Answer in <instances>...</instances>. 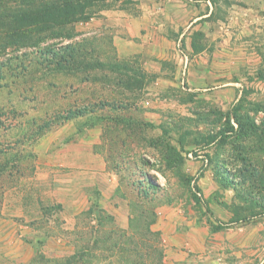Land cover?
Instances as JSON below:
<instances>
[{
	"label": "rangeland",
	"instance_id": "rangeland-1",
	"mask_svg": "<svg viewBox=\"0 0 264 264\" xmlns=\"http://www.w3.org/2000/svg\"><path fill=\"white\" fill-rule=\"evenodd\" d=\"M241 98L263 126L264 0H0V264H264Z\"/></svg>",
	"mask_w": 264,
	"mask_h": 264
},
{
	"label": "trees",
	"instance_id": "trees-1",
	"mask_svg": "<svg viewBox=\"0 0 264 264\" xmlns=\"http://www.w3.org/2000/svg\"><path fill=\"white\" fill-rule=\"evenodd\" d=\"M68 47V46H67ZM66 47V48H67ZM245 101L244 99H238L237 103L233 106L232 108V114L234 118V122L236 124V127L230 126V131L235 132L236 134H239L240 137H246L249 133L251 135L256 134L257 141L251 145L249 148H244L242 153H238L239 157L242 158V155L246 153V163H245V168L246 172H248L251 176L254 175L256 176L259 172L264 173V169L260 168V165H253L255 164V161L250 157L252 152H257V150H263L264 151V125L263 126H258L254 119H250L247 115H240L238 111L241 109L243 103ZM227 114V113H226ZM227 116L230 117V114H227ZM225 135L224 132L220 134V137L225 140L224 137ZM261 166L264 165V163H260ZM264 168V167H263ZM211 229L215 230V227L212 226Z\"/></svg>",
	"mask_w": 264,
	"mask_h": 264
},
{
	"label": "crops",
	"instance_id": "crops-1",
	"mask_svg": "<svg viewBox=\"0 0 264 264\" xmlns=\"http://www.w3.org/2000/svg\"><path fill=\"white\" fill-rule=\"evenodd\" d=\"M154 4H156V6H158L159 7V5H158V3H154ZM185 5V4H184ZM147 7H149L148 5H147ZM151 8V7H150ZM154 8V9H153ZM207 9V8H206ZM151 10L152 11H154V12H156V13H154L155 15H150V14H146V13H149V11L147 10V11H145L146 13V15L144 14V15H141V16H139V17H137V19L135 20V21H137V29H135L134 27L132 28L131 26H129L128 27V36H131V37H135V36H137L139 33L141 34V29L140 28H144V29H146V30H148V28L150 27V33H146V34H149L151 37H152V35H158V32H160V30H161V26H163V25H165L166 24V22H164V23H160V21L158 20L159 18H157L158 16V14H157V12H158V10L155 8V7H153L152 6V8H151ZM163 10H166V13H168L169 15H171L172 14V11H173V9H171L170 7H167V6H164V8H161L160 9V11H163ZM184 10H185V8H184ZM212 6L209 4V7H208V9H207V11L205 12V13H203V14H201V15H196L195 17H194V19H193V22H197L198 21V23H197V25L196 26H198V25H200L202 22L200 21V20H203L204 22H206L207 20H210L211 19V14H212ZM198 14V13H197ZM143 16V17H142ZM155 16H156V18H155ZM134 20V19H133ZM131 21H132V19H131ZM141 24V26L140 27H138V24ZM143 23H144V25H143ZM156 29V30H155ZM197 30H199V31H203V32H205V30L204 29H201V28H199V29H197ZM184 33L182 32V35H183ZM144 35V34H143ZM164 36V35H163ZM161 37V36H160ZM163 39H165V40H167V41H170V39H168L167 38V36L165 37H163ZM140 45V44H139ZM145 47H147V46H145L144 45V49H145ZM192 48V49H191ZM190 49L192 50V52H193V55H194V57H196V56H198V57H201L200 56V54L201 53H204L205 52V50L206 49H199V50H195L193 47H191ZM140 51H142V47L139 49ZM178 60H180V63L182 64V65H184V67L186 66V64H187V60H188V58H187V56L186 55H177V61ZM179 62V61H178Z\"/></svg>",
	"mask_w": 264,
	"mask_h": 264
}]
</instances>
